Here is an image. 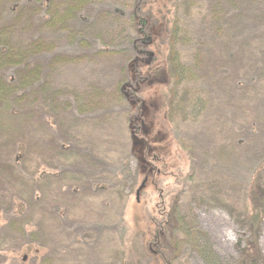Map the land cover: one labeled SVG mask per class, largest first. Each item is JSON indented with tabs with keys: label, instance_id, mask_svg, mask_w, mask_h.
I'll return each mask as SVG.
<instances>
[{
	"label": "rangeland",
	"instance_id": "rangeland-1",
	"mask_svg": "<svg viewBox=\"0 0 264 264\" xmlns=\"http://www.w3.org/2000/svg\"><path fill=\"white\" fill-rule=\"evenodd\" d=\"M18 2L0 0L2 20ZM137 7L130 64L53 80L72 102L101 86L103 109L38 104L0 133V264H244L258 176L264 189V0H128L127 27ZM257 231L264 264V214Z\"/></svg>",
	"mask_w": 264,
	"mask_h": 264
},
{
	"label": "trees",
	"instance_id": "trees-1",
	"mask_svg": "<svg viewBox=\"0 0 264 264\" xmlns=\"http://www.w3.org/2000/svg\"><path fill=\"white\" fill-rule=\"evenodd\" d=\"M25 1L24 5L19 2L13 5L11 19L4 21L0 15V133L11 129V123L31 117L38 104L48 105L53 111L75 110L80 116L103 109L108 95L101 86L83 87L82 91L75 92L72 102L65 96L66 90L54 86V78L64 66H90L101 59H127L130 64L129 52L135 50L147 32L143 10L139 7L132 10L133 23L128 27L125 24L128 0H111L120 3L122 8L96 14L95 7L109 0ZM132 27L136 36L129 33ZM61 47L65 49L58 53ZM48 55H51L48 62H37L38 58ZM11 70L13 75L8 77ZM4 114L7 119L3 118ZM260 177L253 181L248 194L251 207L245 218L253 231V240L242 250L244 264H259L260 260L257 230L264 214ZM36 183L39 182L31 181L33 185ZM38 200L33 202L38 204ZM176 219L181 225L182 218L178 215ZM153 237L157 238L156 229Z\"/></svg>",
	"mask_w": 264,
	"mask_h": 264
}]
</instances>
